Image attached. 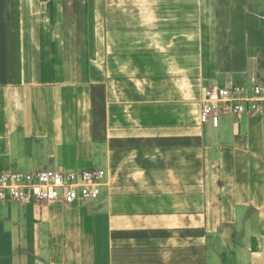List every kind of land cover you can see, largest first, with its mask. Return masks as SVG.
I'll use <instances>...</instances> for the list:
<instances>
[{
  "label": "crops",
  "instance_id": "1",
  "mask_svg": "<svg viewBox=\"0 0 264 264\" xmlns=\"http://www.w3.org/2000/svg\"><path fill=\"white\" fill-rule=\"evenodd\" d=\"M264 0H0V173L105 170L90 200L0 202V264H264Z\"/></svg>",
  "mask_w": 264,
  "mask_h": 264
},
{
  "label": "built area",
  "instance_id": "2",
  "mask_svg": "<svg viewBox=\"0 0 264 264\" xmlns=\"http://www.w3.org/2000/svg\"><path fill=\"white\" fill-rule=\"evenodd\" d=\"M250 84L249 87L227 83L205 88L199 121L217 126L221 114L264 112V84L257 78H252ZM104 177L105 170L101 168L1 172L0 202L62 200L71 203L77 199H95L101 192Z\"/></svg>",
  "mask_w": 264,
  "mask_h": 264
}]
</instances>
